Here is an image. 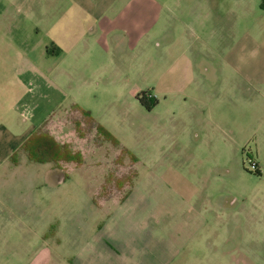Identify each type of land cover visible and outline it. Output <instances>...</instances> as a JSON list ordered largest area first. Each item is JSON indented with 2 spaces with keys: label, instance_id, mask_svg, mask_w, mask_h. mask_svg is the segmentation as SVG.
Masks as SVG:
<instances>
[{
  "label": "rangeland",
  "instance_id": "1",
  "mask_svg": "<svg viewBox=\"0 0 264 264\" xmlns=\"http://www.w3.org/2000/svg\"><path fill=\"white\" fill-rule=\"evenodd\" d=\"M34 2L41 4V0ZM168 43L157 39L149 49H135L134 86L96 91L93 95L102 99L81 103L97 110L96 122L102 120L105 126L98 124L138 162L133 164L125 155L118 163L119 149L105 141L95 142L94 131L88 132L86 125L80 128L86 134L79 137L74 121L83 120L73 107H67L56 111L40 132L78 153L81 164L61 163L51 170L50 165L30 162L27 169L21 164L6 172L27 181L22 189L36 198L34 208L54 213L42 219L44 228L35 234L47 235L61 264H69L68 259L81 252L88 236L98 233L132 185L138 195L151 193L154 208H163L164 201L169 204L166 217L155 214V227L170 225L167 237L180 246L187 264H264V89L244 82L241 86L231 74L221 72L213 89H205L204 75H198L202 89L185 85L189 65L174 52L180 42H173L170 52L165 48ZM206 54L189 58L198 72L224 68L220 58ZM144 92L159 102L156 108L148 111L139 104L136 95ZM205 100L207 105L202 103ZM172 101L178 105L171 106ZM68 138L73 143L63 144ZM17 157L23 160L24 153ZM58 177L65 181L56 183ZM188 199L195 208L181 212L188 208ZM209 206L212 211L200 218L201 209ZM147 216L146 212L143 228H148ZM9 232L12 243L20 238L37 241L31 232Z\"/></svg>",
  "mask_w": 264,
  "mask_h": 264
},
{
  "label": "crops",
  "instance_id": "2",
  "mask_svg": "<svg viewBox=\"0 0 264 264\" xmlns=\"http://www.w3.org/2000/svg\"><path fill=\"white\" fill-rule=\"evenodd\" d=\"M39 3L0 0V264L62 263L59 254L48 245L47 235L35 234L44 228L42 219L51 218L54 213L45 214L34 208L36 198L22 189L27 181L10 177L6 172L21 164L28 168L31 161L19 147L56 111L78 106L97 121V110L81 103L86 99L91 102L102 99V95H93L96 91L134 86L137 47L149 49L152 42L163 39L169 42L165 48L170 52L173 42H180L179 50L174 52L186 58L189 65L185 68V85L202 89V78L198 75H204L208 81L205 89H213L221 72L231 74L241 86L244 82L256 90L264 89V0H41ZM33 10L42 12L34 14ZM172 27L174 36L170 33ZM186 31L191 35L185 36ZM210 53L222 60L224 68L213 66L198 72L189 58ZM202 103L208 104L206 100ZM158 105L156 100L150 110ZM170 105L178 104L172 101ZM97 123L102 124V120ZM72 143L70 138L63 142ZM20 152L24 153V161L17 157ZM45 164L51 170L60 167L53 163L40 165ZM64 181L65 177H58L56 183ZM135 188L131 186L130 193L116 204L104 225L98 227V233L88 236L81 252L68 259L69 264H187L180 246L171 236L167 237L170 225L155 227V214L166 217L169 204L164 201L163 208L157 206L155 212L157 207L154 208L151 193L138 195ZM185 204L188 208L181 212L195 208L190 199ZM225 206L223 203L224 209ZM210 208L201 209L200 218L209 214ZM146 212L149 225L143 228ZM202 224L201 221L199 226L203 230ZM9 229L20 234L31 232L37 241L20 238L12 243ZM55 242L58 244L59 239Z\"/></svg>",
  "mask_w": 264,
  "mask_h": 264
},
{
  "label": "trees",
  "instance_id": "3",
  "mask_svg": "<svg viewBox=\"0 0 264 264\" xmlns=\"http://www.w3.org/2000/svg\"><path fill=\"white\" fill-rule=\"evenodd\" d=\"M136 99L146 110H150L155 106L156 100H150L146 97V92L136 95ZM73 109L81 116L82 122L74 121L76 123V129L79 137H84L86 134L80 132V128L86 125L88 132L94 131V141L100 144V141H105L111 144V146L119 149L118 163H121L122 156L125 155L128 159L135 164L137 159L127 152L123 147H120L119 142L110 135L100 124H98L90 115L88 111H85L78 106H73ZM41 127V126H40ZM40 127L32 133L19 147V150L23 151L29 161L34 163H53L59 165L61 163H73L75 165L81 164L78 153H73L67 146L59 145L52 137L45 133L40 132ZM16 154V153H15ZM256 175H260L258 170H255ZM104 186V183L103 185Z\"/></svg>",
  "mask_w": 264,
  "mask_h": 264
}]
</instances>
